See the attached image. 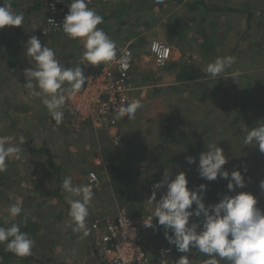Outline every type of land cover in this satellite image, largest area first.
Returning a JSON list of instances; mask_svg holds the SVG:
<instances>
[{"label": "trees", "instance_id": "1", "mask_svg": "<svg viewBox=\"0 0 264 264\" xmlns=\"http://www.w3.org/2000/svg\"><path fill=\"white\" fill-rule=\"evenodd\" d=\"M109 1L110 3L106 5L96 4L93 6L88 5V7L103 17V23L98 25V27L103 29L115 43L120 41L125 46L133 39H138L137 42L129 44L134 56H138L140 54L138 50L149 43L146 33L160 23V20H158L160 16L156 14V11L164 10L167 3L173 2L176 5L189 8L192 12L206 14L202 19L198 20L201 22L198 23V29L203 22L210 21L214 17H217L218 21V16L223 13L237 12L236 8H231L229 3L225 4V7L221 5L210 6L206 0ZM233 1L238 0H231V2ZM244 1H246V4L250 2V0ZM46 2L47 0H0V6L10 4L14 12L22 13L24 16L21 26H5L0 29V102L2 105L0 112L5 113V119L0 121V140H4L6 144H14L22 149L19 153L10 155L5 161L6 168L0 171V198L3 196L7 198L8 204L12 202L14 204L19 203L22 211L18 216L12 217L10 212L6 210L5 205L3 207L0 206V227H11L12 224H18L21 231L28 233L35 241L32 255L24 258L6 251V242L0 243V264H81L76 258L84 256V250L80 249V246L85 245L87 247L86 241L90 238L89 236L92 235L94 237L92 224L96 219L102 217L114 218L121 210L126 211L134 219L140 218L145 213L152 212L153 209H148L147 205L149 203L144 202V191L152 195L154 191L153 185L163 179L165 171L169 173L170 178L175 177L177 174L175 171L185 170L184 172L188 179L197 177L202 179L198 174L199 157L201 152L207 151L208 144L201 145L205 142V139L213 140V138H216V120L211 130H207V124L201 126L206 116H211L212 114L216 116L219 106L228 117L232 116V111H235V108L239 109L240 114H242L250 103L253 104L255 102L251 95L256 91L260 95V99L257 100H261L260 104L264 106V93L262 94L260 90V88L264 89V70L258 72L257 80L251 81L250 84L248 83L250 88L247 85L241 86V84L238 88H232L228 85L229 81H235L239 78L246 80L247 76L238 77L235 74L236 78L234 76L230 77L232 79L227 77L228 81L221 75L214 78L195 62L193 56L186 60L182 56L180 60L171 59L164 66L156 67L157 71L152 69L145 70L142 66L137 67L136 63L133 68L132 79L137 87L141 89L146 85L150 89V99L158 105L157 109L165 111V114L160 115L157 120L151 121L154 124L155 122L159 123L163 130L165 128L168 131V134L160 133L159 135L162 139V144L154 142L153 139L157 136L155 132L153 133L154 137L146 138V136H142L143 132L138 128L140 119L145 116L140 119L136 118L137 115L141 114L140 111L146 107L147 101L140 95L142 93L137 91L134 92L133 101H139L141 107L137 109L131 119L127 115L119 117L121 137L119 145L115 146L108 141L109 137L106 129H95L90 122H86L81 129H74L72 122L73 112L68 110L65 104L60 109L63 112L62 121L57 123L47 107L42 103L43 96H34L31 94L32 89L24 87L27 81H31L34 85L36 83L25 72L26 69L35 68L36 66V62L31 57L26 56V42L31 36H37L42 46L47 45L52 48L55 52V58L67 68L81 66L87 61H82L84 51L82 39H71L61 31H49L42 25L47 17ZM101 5L102 7L105 6V9L98 7ZM152 11H155V14L151 13ZM163 16L164 14L161 15V18ZM196 19L194 18V20ZM164 27L166 30V25ZM112 30L113 32L110 33ZM170 30L173 29L170 28ZM200 32L202 33V31ZM203 33L206 54L219 52V49L214 50L215 47L211 42L212 37L207 35L205 31ZM168 37L169 40L178 38L176 33L168 35ZM184 47L183 45L181 47L178 45L179 50H183ZM220 48L223 49V47ZM263 49L264 46L261 50ZM190 51H192V48H190ZM148 53L149 50L146 54L148 55ZM78 55H81L80 58ZM16 70L24 75V79L21 82L23 84L22 93L26 100H23L22 94H18L15 89L7 95L8 97L4 96L3 91L9 87L12 88L9 79H13L11 72ZM17 83L16 81V85ZM69 86V83L65 82L62 88L66 90ZM35 90L39 91L38 88ZM187 94L190 95L187 96ZM225 96L233 99L231 102H227L228 104L226 102L220 105L217 104L215 99L220 97L222 99ZM17 97L20 98V101L17 100ZM173 100H175V106L170 103ZM164 102H166L167 106L161 104ZM26 105H35L37 108L36 113L23 114L24 106ZM253 107L254 105H251V108L247 110L248 113L253 112ZM194 113L200 116H193L192 114ZM220 118L221 115H217V125L226 122ZM28 119L27 124H34L38 130L51 132L50 138H42V148L38 143L33 146L35 135L30 133L29 129L27 130L28 127L26 128L22 124L24 120L27 121ZM10 121L15 122L11 125V129L8 126ZM236 121H238V118L233 121V125H235L234 122ZM17 133H19L18 138ZM73 136L75 138L72 141L75 143H86L87 140L88 143L85 144V148L68 147L67 153L65 146L70 144V138ZM20 137L25 139L23 145L19 143ZM189 138H192L191 142L188 141ZM58 146L62 148H57ZM160 147H164L163 150L167 152L169 151L168 162L161 168L154 165V161H152V153L157 155L163 152ZM77 156L80 157L81 170L84 176L79 180L76 179V175L71 176L74 169L77 168L74 163L72 167L71 163ZM255 156L256 154L248 160L247 167L249 169L252 166L251 169L243 172L244 175H242L246 179L245 181L248 183L250 191L254 194L263 192L262 195H264V190L260 188L261 181H257L259 176H255L256 169H259L257 157ZM187 157L194 158L195 163L189 164ZM97 158L102 160L100 166L95 163ZM228 164L226 163L225 167H228ZM168 167L173 170L169 171ZM96 171L101 181L108 180L109 186L113 187L114 191L110 192L113 197L111 198L107 195L108 198L113 200L112 203L115 204L116 209L114 214L112 212L107 214L103 210L105 205H109V199L107 197L104 198L102 196L104 193L102 192L105 189L110 191V188H101L99 191H95L89 209L95 208L93 204L96 203L98 211L89 212L86 218L88 235L83 236V232L73 231L74 223L69 216L70 206L67 202L69 194L62 189V183L66 177L70 176L74 186H86L89 173ZM150 171H153V175L149 174ZM26 180H29L30 186L25 183ZM129 181L132 183L131 190L124 195L125 200L121 199L117 196L115 187H121V189L125 190L126 188L124 187ZM195 182L191 183L190 187L193 185L195 188L200 184H205L207 188L203 196H209L211 202H213V195L217 194L220 199L223 195L230 194L227 184L223 185L219 177L214 181L202 179V182L198 184H195ZM161 190L157 191V194ZM262 195L257 198V207L264 210V196ZM24 196L25 198L26 196L32 198L33 196V198L29 202L25 201L23 203ZM43 200L44 202L42 203ZM193 208H195V204ZM30 209L33 211H30ZM90 214H93L91 218H89ZM25 217H27V220H25ZM192 219L195 220V217ZM154 225L155 229L146 230L149 231L147 236L142 232L140 237L142 247L154 259V262H158L157 250L162 246L173 249L174 258L171 264H176V260L181 255H188L190 264H196L195 260L204 264L209 259L195 248L190 249V252L186 254L178 252L175 246L170 245L165 239L164 228L157 224L156 218ZM98 253L100 252L96 247L95 254ZM88 255H90L89 250ZM217 259L219 264H227L226 260L219 259V257ZM98 262L101 264L100 260Z\"/></svg>", "mask_w": 264, "mask_h": 264}, {"label": "clouds", "instance_id": "2", "mask_svg": "<svg viewBox=\"0 0 264 264\" xmlns=\"http://www.w3.org/2000/svg\"><path fill=\"white\" fill-rule=\"evenodd\" d=\"M67 7L68 12L64 16L62 26L56 27L61 28L71 39H82V56L87 61L86 65L95 66L112 61L117 52L133 43L130 41L117 51L115 41L98 27L103 23V17L88 7L87 0H71ZM23 20V14L14 12L10 4L0 6V29L5 26L19 27ZM48 22L54 24L51 19ZM25 52L27 57L36 62L35 68L25 70L36 83L34 85L27 81L24 87L32 89L31 94L34 96H43L42 103L56 122L60 123L63 118L60 109L65 102L62 94L65 89L62 85L68 82L71 94L75 95L89 78L84 76L80 66L67 68L62 65L55 58L54 50L47 45L42 46L40 39L35 35L27 40ZM134 59L136 61L137 57ZM234 62L235 58L232 56L217 57L207 65L206 71L210 76L216 77ZM36 88L39 91H36ZM140 107L139 101H133L119 108L118 117L127 115L131 119ZM19 143H25L23 137L19 138ZM244 143L258 146L264 153V125L252 128ZM21 150V147L0 140V171L6 168V159ZM187 162L192 164L195 160L187 157ZM226 163L228 157L223 149L218 145L208 144L207 151L200 154L198 174L207 181H214L218 177L227 180L228 192L234 193L237 188L245 187V179L239 169H234L231 173L224 169ZM76 179L79 180L77 176ZM188 183L184 171H179L174 178H170L169 173L165 171L163 179L153 185L154 191L147 199L149 204H155V211L153 215L143 219L144 226L155 229L153 220L156 218L157 224L163 226L165 239L170 245H174L178 252L184 254L189 253L192 248L198 249L209 257L204 264H219L217 257L226 259L230 264H264V210L257 207V197L251 192H235L234 195L225 194L217 203L206 206L203 193L207 186L200 184L190 189ZM100 185L92 191L89 186H74L70 176L63 180L62 189L69 194L67 202L70 206L69 216L74 223L73 231L83 232V236L88 235L86 218L93 193ZM163 188H166V191L157 200V191ZM260 188L264 190V181L260 182ZM145 194L148 195L147 191ZM21 211L19 203L11 205L9 209L12 217L18 216ZM4 242L6 251L21 258L31 256L35 245L31 236L22 232L18 224L0 227V243ZM176 264H190L189 256L181 255Z\"/></svg>", "mask_w": 264, "mask_h": 264}, {"label": "rangeland", "instance_id": "3", "mask_svg": "<svg viewBox=\"0 0 264 264\" xmlns=\"http://www.w3.org/2000/svg\"><path fill=\"white\" fill-rule=\"evenodd\" d=\"M206 2L210 6L221 5L222 7H225V4L229 3L231 8L233 7L236 8L237 12H231V13L227 12V14L223 13L222 15L218 16V21H217V17H214V18L211 17L213 19H211L210 21L208 20L205 23L203 22L202 26L198 29V23H201L198 20L202 19V17H204L206 14H202L199 12H192L191 10H189V8L187 9L186 7H183L181 5H176L173 2H170V3H167L164 10L156 11L157 15L160 16V23L157 24L154 27V29L150 30L148 33L145 32L146 36H148L149 42L150 40L157 39V40H161L163 42H167L168 44L172 45L173 52H174L173 58L175 57L176 60H180L182 56L185 58L184 60L188 59L190 56H193L195 62L200 67H202L205 70V72H207L206 71L207 65L213 62L217 57L232 56L235 58V62L230 67L226 68L225 71L219 75L224 77L227 81H228V78H230L231 76H234V78H236V75L238 77H242L243 75H246L247 76L246 80L245 79L241 80L239 78V79H236L235 81L233 80L229 81L231 84L229 83L228 85L231 86L232 88L234 87L238 88L240 87V84L241 86L242 85L248 86V83L250 84L251 81H255L258 79L257 77L258 72L261 70H264V49L261 50V48L264 46V0H250V2H248L247 4H246V1L244 0H238V1H233V2H231V0H206ZM163 14L164 16L161 18V15ZM194 18H197V19L194 20ZM42 25L44 26V24ZM165 25H166V30L164 27ZM170 28H172L174 31L170 30ZM133 30L135 29L133 28ZM199 30L202 31V33ZM203 31H205L207 35L212 37L211 42L213 46L216 45V48H214V50L219 49V52L206 54V51L204 50L205 40H204ZM112 32L113 30L110 33ZM172 33L173 34L176 33L178 38L174 40H169L168 35H173ZM137 41L138 39L132 42H137ZM123 44L124 43L120 41L118 42L116 41V46L118 48L117 51H119L120 47H122ZM178 45L179 47H181L182 45L185 47L183 50H179ZM220 47H223V49ZM190 48H192V51H190ZM138 51H140V54L136 56L137 57L136 66L137 67L142 66L145 70L152 69L153 71H157V68L153 67V63L149 56V53L148 55L146 54V52L148 51V44L142 46ZM80 56L81 55H78L79 58ZM82 61H84V59ZM11 74H13V79L11 80L9 79V83L12 85V88L9 87L5 91H3L4 96L8 97L7 95H9V93H11L12 90L14 91L15 89V91L18 94H22V99L26 100V97H24L22 93L23 84L21 81L24 79L23 73L21 74L19 73L18 70H16L15 72H11ZM16 81L18 82L17 85H16ZM144 86L145 87H142L138 91V93H142L140 95L142 96V98L146 99L147 105H145L146 107H144V109L140 111L141 114L137 115L136 119H140L145 116L144 118L140 119V124L138 125V128L141 132H143L142 136L144 135L146 136V138L154 137L153 133L155 132L157 136H155L156 138L153 139L154 142L157 144H162V139L159 135L160 133L168 134V131L165 130V128L163 130L162 126L159 123L155 122L154 124L151 121L157 120V118L160 115L162 116L163 114H165V111L162 109H159V110L157 109L158 105L155 104V102H153L149 97L150 89L147 88L146 85ZM248 88H250V86H248ZM260 90L262 91V94H263L264 89L260 88ZM189 95L190 94H187V96ZM251 96H252L251 98L255 102L253 104L249 102L250 103L249 106H247V108L245 109V112L247 113L244 112L240 114V110L235 108V111H232L233 112L232 116L230 115V117H228L225 111L222 110L219 106V109L217 108L216 116H214V114H212L211 116H206L203 122L202 123L200 122L201 126H203L204 124H207L206 125L207 130H211L213 129L212 125L216 120V138H213V140L205 139V142H203L201 146H203L204 144L206 145L213 144V145H218L219 147H221L224 151L225 156L228 157V163H229V164L227 163L228 167H225L226 165H224L223 167L224 169L228 170L229 173H231V171L234 169H239L241 170V173L243 174V172L251 169L252 166L249 169L247 167L249 163L248 160H250V158L256 154L255 157H257V165L259 166V169H256L255 176H259V179H257V181H263L264 179V153H262L259 150L258 146L245 145L244 143L245 137L247 136L248 132L252 128H255L256 126H259V125H264V106L263 104L262 105L260 104L261 100H257V99H260V95L256 91L252 93ZM220 98L215 99V101L219 105L224 104V102L228 104L227 102H231V100L233 99V98H228V96H225L222 99ZM17 100L20 101V98L17 97ZM174 101L175 100L170 102L172 106L176 105ZM161 104L167 106L166 102L161 103ZM251 105H254L253 107L254 110H252L253 112L248 113L247 110L251 108ZM1 106L2 105L0 102V109H1ZM24 107L25 109L23 111V114L26 115L28 113L29 114L36 113L37 108L35 105H29V106L26 105ZM175 110H172V111H175ZM192 115L200 116V115H196V113ZM217 115H221L220 119H223L226 122L220 123L219 125H217V121H218ZM236 118H238V121L234 122L235 125H233V121ZM4 119H5V113L0 112V121ZM28 121L29 119L27 121L24 120L22 124L26 128L28 127L27 130L29 129L28 131L30 133H33L35 135L33 146H35L34 145L35 143H38L40 147L41 146L43 147V144L41 143L42 138H50L51 132H44L42 130H38L34 124L32 125L27 124ZM13 123L15 122L14 121L8 122L9 129H11V125ZM167 123L170 124L169 122ZM46 129H49V128H46ZM35 130H36V134H35ZM14 131L17 132L16 129H14ZM18 134L19 133H17V138L19 136ZM74 138H75L74 136L71 137L70 144L65 146V151L67 153H68V147L69 148L73 147L76 149L78 147L85 148V144L88 143V140L86 143H81V142L75 143L72 141L74 140ZM84 140H86V138H84ZM188 141L191 142L192 138L191 139L189 138ZM57 148H62V147L58 146ZM160 149L163 152H160L157 155H153L152 153V161H154V165L159 166L161 168L162 166H165L168 162L169 151L167 152L163 150L164 147H160ZM74 159L75 160L72 161L71 166L73 167V163H74L77 166V168L74 169L73 174L71 176L76 175L78 179H82L84 176H83V171L81 170L82 165L80 162V157L77 156ZM147 164L150 165L149 163ZM168 170L171 171L173 169L171 167H168ZM181 171H185V170H181ZM175 172L178 173L179 171H175ZM152 173L153 171H150L149 174L153 175ZM195 179L193 178L188 179L189 181L188 185L190 189L194 188L193 185L190 187L191 183L193 184L195 181H196L195 184L202 182V179H199L198 177ZM221 182L223 185L228 183L227 180L222 179V178H221ZM25 183L27 185L30 184L29 180H26ZM105 185L107 186L106 188L109 187L108 180L105 183ZM131 187H132L131 181H129L126 184V187H124L126 188L125 190L121 189V187H115L117 196L125 200L126 198L124 195L129 193V191L131 190L130 189ZM112 191H114L113 187L112 189H110V191L109 189H105L102 192L104 193V195L102 196L104 198L106 197L108 198V195H109L112 198L113 196H111L110 194V192ZM164 191H166V188H163L161 192L157 194V200L160 199ZM241 191L253 193L252 191H250V187L246 181H245L244 188L242 189L237 188L235 190V192H241ZM235 192L230 193L229 195H234ZM11 194H12V191H11ZM262 194L263 192L261 193L257 192L254 195L257 198H259V196ZM150 196L151 194L146 195L144 191V195H143L144 202H148L147 199ZM24 198H23V203L25 201L29 202L30 199L33 198V196L32 198L31 197L28 198L27 196L25 199ZM111 198H108L109 205H105L104 207L105 209H103L104 211H106L107 214H110V212H112L113 214L115 213L116 207L114 206L115 204L112 203L113 200H111ZM212 198H213V202L210 201L211 198L209 196H204V202L206 206L208 204H214L219 201V197L217 196V194L213 195ZM43 202L44 200L42 201V203ZM11 204H14V202L8 204L7 198H5L4 196L0 198V206L3 207V205H5L6 206L5 208L7 211H9ZM93 205L95 208L89 209V212L98 211V208L96 207L97 204L95 203ZM147 206L149 210L153 209L152 212L154 213L155 204H148ZM42 207L44 208L43 204H42ZM32 209H30V211ZM91 215L93 214H90L89 218H91ZM148 232L149 231H144L145 236L149 234ZM89 237L90 238L87 239L86 241V245L88 248L85 245L80 246V249L85 250L84 256L81 258H76L78 259L77 261L81 262V264H87V262L85 261L90 259L89 258L90 255H88V250L93 258V262L99 261L96 257H94L95 248H96L95 243L93 241L94 237H92V235ZM172 258H174V255ZM193 260L195 259L193 258ZM195 262L196 264H201L200 261L195 260ZM226 262L227 264H230L229 261L226 260ZM88 264H95V263H92V261L90 260Z\"/></svg>", "mask_w": 264, "mask_h": 264}, {"label": "built area", "instance_id": "4", "mask_svg": "<svg viewBox=\"0 0 264 264\" xmlns=\"http://www.w3.org/2000/svg\"><path fill=\"white\" fill-rule=\"evenodd\" d=\"M70 2L71 0H47V17L44 21L47 30L63 32L56 26H62ZM87 3L89 6L106 5L109 0H87ZM49 19L53 20L55 25L48 22ZM148 49L153 67L164 66L172 59L174 53L173 46L160 40L151 41ZM134 57L133 50L127 45L117 52L112 61L95 66L84 63L80 66L84 76L89 79L75 95L71 94L70 86L63 93L65 107L73 112L74 129H81L86 122H90L95 129L107 130L111 144H120L118 110L131 103L134 92L140 89L132 79L136 63ZM101 163V158H98L96 164ZM100 184L98 174L91 172L86 186L93 191ZM153 214L149 212L134 219L121 210L114 218L96 219L92 224V231L95 246L100 252L97 256L101 264H171L174 255L171 247L158 248L156 263L140 243L141 233L152 229L144 226L143 219Z\"/></svg>", "mask_w": 264, "mask_h": 264}, {"label": "crops", "instance_id": "5", "mask_svg": "<svg viewBox=\"0 0 264 264\" xmlns=\"http://www.w3.org/2000/svg\"><path fill=\"white\" fill-rule=\"evenodd\" d=\"M98 7H101L100 9H105V6L104 7H102V5L101 6H98ZM155 12V11H154ZM153 11L151 12V13H153V14H155ZM157 14V13H156ZM158 20H160V19H158ZM113 22V21H112ZM136 39H133L132 41H135ZM172 46V45H171ZM215 48H216V45L214 46ZM172 60H176V58L174 57V58H172ZM114 149H116V148H114ZM111 150V149H110ZM102 176V175H101ZM107 182V180H102V184L100 185V188L98 189V190H96V191H99L101 188H106L107 186L105 185V183ZM109 188V187H108ZM111 188V187H110ZM88 248V247H87ZM85 251V250H84ZM84 253V252H83ZM94 257H96L97 258V256H96V254L94 255ZM89 260H86L85 262H87V264H88V262L91 260L92 261V263H95V264H97L98 262H93V258H92V256H91V254H90V256H89ZM98 259V258H97Z\"/></svg>", "mask_w": 264, "mask_h": 264}]
</instances>
